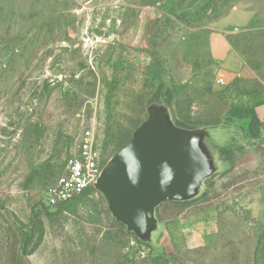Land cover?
Returning <instances> with one entry per match:
<instances>
[{"label": "rangeland", "instance_id": "374dc122", "mask_svg": "<svg viewBox=\"0 0 264 264\" xmlns=\"http://www.w3.org/2000/svg\"><path fill=\"white\" fill-rule=\"evenodd\" d=\"M158 86L212 127L201 195L161 204L148 245L93 187L49 212L83 131L102 170ZM262 101L264 0H0V264H264V131L232 112Z\"/></svg>", "mask_w": 264, "mask_h": 264}, {"label": "water", "instance_id": "95a60500", "mask_svg": "<svg viewBox=\"0 0 264 264\" xmlns=\"http://www.w3.org/2000/svg\"><path fill=\"white\" fill-rule=\"evenodd\" d=\"M209 128L178 127L166 105L150 103L129 142L101 170L93 189L104 197L115 222L138 242H152L161 204L195 200L218 172L204 142Z\"/></svg>", "mask_w": 264, "mask_h": 264}, {"label": "built area", "instance_id": "2783aa9c", "mask_svg": "<svg viewBox=\"0 0 264 264\" xmlns=\"http://www.w3.org/2000/svg\"><path fill=\"white\" fill-rule=\"evenodd\" d=\"M97 159L94 134L91 129H87L83 131L65 173L44 193V205L49 212L59 211L94 186L101 173Z\"/></svg>", "mask_w": 264, "mask_h": 264}, {"label": "trees", "instance_id": "16d2710c", "mask_svg": "<svg viewBox=\"0 0 264 264\" xmlns=\"http://www.w3.org/2000/svg\"><path fill=\"white\" fill-rule=\"evenodd\" d=\"M168 96H170V93H168ZM150 103L164 104V105H166L169 108V104H168V101H167V97L165 95H162V93H161V86H158V89L156 91L155 96L149 101V104ZM232 112L235 115L244 114V115H247V116L250 117L249 122H248V125H247V132L249 133L250 136L255 137L257 135L258 129L262 130L261 129L262 123H260L256 119V116L254 114L253 108H251V109H235ZM177 126L178 127H181L179 125H177ZM181 128H184V127H181ZM184 129H191V128H184ZM224 150H225L224 147L218 149L219 157L221 155L223 156ZM171 203H175V202H171ZM183 203H188V202H183ZM178 204H181V203H178ZM61 210L62 209H59V211H61ZM138 243H140V242H138ZM143 245H146V244H143Z\"/></svg>", "mask_w": 264, "mask_h": 264}, {"label": "crops", "instance_id": "0c3cea01", "mask_svg": "<svg viewBox=\"0 0 264 264\" xmlns=\"http://www.w3.org/2000/svg\"><path fill=\"white\" fill-rule=\"evenodd\" d=\"M254 114L256 116V119L262 123V131H264V101L257 103L253 107Z\"/></svg>", "mask_w": 264, "mask_h": 264}]
</instances>
